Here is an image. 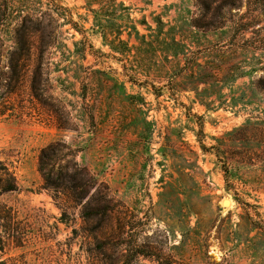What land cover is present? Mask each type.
Instances as JSON below:
<instances>
[{
  "label": "rangeland",
  "instance_id": "rangeland-1",
  "mask_svg": "<svg viewBox=\"0 0 264 264\" xmlns=\"http://www.w3.org/2000/svg\"><path fill=\"white\" fill-rule=\"evenodd\" d=\"M0 31L17 182L0 205L19 233L0 228V264H264V0H0ZM56 143L63 182L90 177L78 203L43 188Z\"/></svg>",
  "mask_w": 264,
  "mask_h": 264
},
{
  "label": "trees",
  "instance_id": "trees-1",
  "mask_svg": "<svg viewBox=\"0 0 264 264\" xmlns=\"http://www.w3.org/2000/svg\"><path fill=\"white\" fill-rule=\"evenodd\" d=\"M2 31H0L1 35ZM15 34H17V31H14ZM104 35L111 36L113 33H107V31H104ZM120 33H117V36L114 40L110 41V46L112 49L122 51V48H118L114 44L117 42L118 46H122L124 49H126V44L119 38ZM15 46L13 47L11 52H8V62L10 67V73H11V80L13 82H17L18 80V74L20 76V73L25 68V63H20V60L23 58L28 57L27 48L24 44L21 43V40L19 37H15ZM45 46V43L44 45ZM2 48V45H0V50ZM45 49L44 47H40L38 52V60L35 63L34 68V76L31 81L30 89L31 93L35 98L41 97L43 93V83L45 79L41 76V57L44 53ZM123 52V51H122ZM1 55V51H0ZM26 60V59H25ZM8 86H10L8 84ZM7 93H14V89L11 88ZM4 94L0 93V116L5 115L7 112H10L13 110V107L10 105V103L7 100H3ZM199 130L198 134L196 136H199V134H202V124H198ZM204 148V147H202ZM63 149L69 150L65 145H62L60 143L52 144L44 149L41 150L39 155V161H38V171L41 175V178L43 180V188L44 189H50L55 192H66L70 199H72L74 202L78 203L81 199L82 190L84 187H86L90 181V177L86 174V172L83 169H76L74 171V174L68 177V181L66 183L63 182V177L66 176V173H63V170L67 167H61L60 165H57V162L60 160V157L58 158L59 153L61 154ZM72 151H68V153L65 154V156H72L73 154L70 153ZM63 156V155H62ZM76 166V164H75ZM17 190V182L12 172L8 170L6 167L0 166V195L15 192ZM108 206L105 203L98 204L95 209L89 210L87 207L84 209V213H89L90 211H94L95 213H99L100 215H105L108 212ZM13 217L11 215V211L6 208L4 205H0V228L3 230V232H10L13 234L9 235L10 237L15 238L19 235V233H15V231H12V221ZM18 240V239H17ZM2 240L0 238V248L2 247Z\"/></svg>",
  "mask_w": 264,
  "mask_h": 264
},
{
  "label": "bare ground",
  "instance_id": "bare-ground-1",
  "mask_svg": "<svg viewBox=\"0 0 264 264\" xmlns=\"http://www.w3.org/2000/svg\"><path fill=\"white\" fill-rule=\"evenodd\" d=\"M226 202H225V204L224 205H229L230 204V202L228 201V200H225Z\"/></svg>",
  "mask_w": 264,
  "mask_h": 264
},
{
  "label": "water",
  "instance_id": "water-1",
  "mask_svg": "<svg viewBox=\"0 0 264 264\" xmlns=\"http://www.w3.org/2000/svg\"><path fill=\"white\" fill-rule=\"evenodd\" d=\"M226 201H224V204H225Z\"/></svg>",
  "mask_w": 264,
  "mask_h": 264
}]
</instances>
